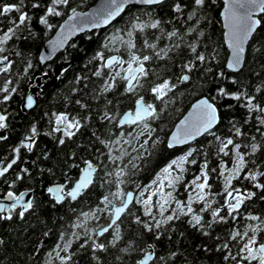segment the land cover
Returning a JSON list of instances; mask_svg holds the SVG:
<instances>
[{
  "label": "snow or ice",
  "instance_id": "6c2138e0",
  "mask_svg": "<svg viewBox=\"0 0 264 264\" xmlns=\"http://www.w3.org/2000/svg\"><path fill=\"white\" fill-rule=\"evenodd\" d=\"M131 3L133 0H103L92 12H78L77 8L70 6L71 0H47L46 4L39 0L30 4H25V0L0 3V77H3L0 80V105H7L12 100L18 93L19 79L34 68L31 59H26L22 74L11 75L16 42L22 38L27 40L29 36L35 39L37 35L31 27L33 16L30 9L43 8L38 24L46 32H53L54 29L57 32L48 41L50 53L40 57L41 62H45L62 49L71 36L86 29L111 24ZM135 3L156 6L164 3V0H135ZM225 4V35L231 50L226 67L237 73L244 66L249 41L264 21V0H225ZM208 6L209 0H173L171 7L175 15L172 21H162L151 12L134 15L124 28L117 29L107 38L93 57L99 63L92 75L100 80V84L90 90V100L104 101V108L96 112V120L103 131L98 129L93 132V141H90L96 153L93 159L83 160L82 167L73 163L72 167L79 169L77 179L69 177L64 184L47 188V192L55 206L66 202H83L85 194L96 188L104 191L95 205L88 206V210L73 209V219L58 232L57 242L46 252L45 264H77L74 260V242H79L78 248L89 247L94 253H108L110 249H115L122 254L117 256L118 260L138 257L133 264H170L178 253L172 251L167 256L160 254L156 251V245L145 244L143 237L148 233L159 241L165 232L175 230L169 226L181 217H187L186 222L204 236L211 235L214 225H228L232 221L224 236L212 237L218 242L215 250L223 253L225 264H264V215L248 211L250 202L254 198L264 200V195L257 197L256 191L236 184L237 181L241 184L247 181L252 189L264 193V169L256 165L254 159L257 153L264 155V81L254 86L251 92L247 87L230 92L218 86L215 95H201L168 138V147L173 148L189 144L201 136L213 137L217 145L216 155L229 158L221 159L218 172V177L224 181L223 192H212L208 160L205 158L199 174L185 185L186 190H191L188 198L180 200L173 196L170 189L174 190L182 180L187 166L197 164L196 147L189 148L185 154L168 163L162 175L153 181L152 191L148 192L147 187L137 192L125 190L139 169L138 161L143 160L149 154V149L160 142L158 125H154L160 120L166 105L174 100L178 86L204 89L209 82L228 79L225 72L215 71V50L208 51L205 44L202 24L207 19L205 10ZM12 13L17 15L12 16ZM58 17L66 18L57 25L53 21ZM174 21L178 23L174 24ZM166 23L173 24L170 30L164 28ZM25 32L28 35H23ZM254 50L259 51L258 48ZM182 51L190 55L175 66L176 73L160 77L155 72L152 65L159 61L167 63ZM14 54L23 55L18 49ZM67 70L65 68L63 71ZM87 79L86 76H78L76 84ZM230 82L238 83L235 77ZM121 83V95L132 101V107L123 113L118 110L117 104H113V100L108 99L109 93H113ZM84 87H87V83ZM144 93L150 94L151 102ZM218 97L238 102L248 114L244 124L237 125L231 121L225 136L214 131L221 122ZM75 103L84 114L53 113L49 120L51 131L43 133L56 136L60 145L72 140L82 128L92 123L91 104L83 99H77ZM33 106L34 99L29 95L25 107L31 109ZM11 115L7 107H0V142L8 139L5 130L10 127ZM247 124L254 130L252 134L244 130ZM41 134L37 125L33 124L18 146L12 147L10 158L0 157V180L6 181L10 172L15 177L8 185L9 189H15L17 181L31 176L28 168L19 167L18 172L15 168L24 163L22 152H32ZM204 155L206 157V153ZM210 171L217 172V169ZM217 195H223L222 204L216 200ZM3 198L12 203H0L2 220L10 221L14 215L23 220L26 213L36 209L34 200L27 198L25 192L17 194L10 190ZM136 204L141 206L142 216H133L130 206ZM194 204L200 207H193ZM205 213L209 214L210 219L205 218ZM129 217L132 218L131 223L138 225L142 231L129 232L126 238L122 226ZM102 219L104 223L101 224ZM241 219L247 221L243 227L238 226ZM3 244L4 241L0 239V245ZM205 251L208 249L205 248ZM38 253L39 248L35 254ZM95 259L99 261V257Z\"/></svg>",
  "mask_w": 264,
  "mask_h": 264
},
{
  "label": "trees",
  "instance_id": "16d2710c",
  "mask_svg": "<svg viewBox=\"0 0 264 264\" xmlns=\"http://www.w3.org/2000/svg\"><path fill=\"white\" fill-rule=\"evenodd\" d=\"M97 0H71V7L77 9H87L93 5ZM16 3L17 0H0V3ZM36 2V0H25V4ZM42 4H46L47 0H39ZM173 0H166L164 3L156 6H141L132 5L128 7L125 12L117 19V21L108 28L95 30L84 33L73 39L67 48L59 53L54 60L47 64H42L38 60L40 50L46 40L53 34V32H46L44 27L38 24V18L43 14V8L30 9V14L33 16L32 30L35 32L36 38L31 36L27 40L21 39L16 42V49H13L12 59L15 60L12 76L22 74L26 59H31L34 68L29 71L27 76H23L18 81V89H28L35 80L39 77H49L55 83L49 86L48 90H53L54 93L50 96L51 101L43 103L44 109L49 107H57L68 109L70 112L81 113L82 110L75 103L77 99H83L91 104L92 123L85 128H82L76 142H69L60 147L56 143L51 145L40 143L37 149L38 156L35 161L29 160L27 168L31 171H36L34 179L36 188L40 190L37 192L36 209L34 212L26 213L25 218L20 220L17 216H13L12 220L0 219V239L4 241L0 245V264H45L47 260L46 252L50 250L57 242L58 232L62 231L65 225L69 224L74 217L73 209L75 207H65V205H54L43 191V184H45L49 177L55 179L61 177L62 174L69 168L73 157L85 160L86 157L93 159L96 148L90 143L93 141L92 133L100 129V125L96 120V112L104 108V101L92 102L90 100V90L94 86L100 84V80L92 75L96 70L98 61L94 60L95 54L101 50V46L106 42L107 38L112 36L117 29H122L125 24L134 16L141 15L146 12H151L162 21H172L174 13L172 11ZM223 6L221 0H209V6L205 10L206 21L202 24L205 31V44L208 51L215 50L216 59L213 62L215 71H223L228 79L222 81L209 82L204 89L194 90L192 87L179 85L176 89L174 100L168 103L165 111L161 114L160 120L155 122L158 125L157 135L160 142L156 143L154 147L149 149V154H146L143 160L138 161L139 169L131 177V181L126 185V191H139L152 183L159 173L168 163L173 159L185 154L189 148L196 147L198 149L197 164L187 166V171L182 174V180L176 185L173 190V196L180 200H186L190 189L186 190L185 185L190 182L193 177L200 172L201 164L206 158L208 160L209 175L211 177L210 184L212 185L213 193L223 192L224 181L218 177V172L221 166V159L228 160V157H218L216 155V143L213 137L202 136L195 142L182 147L169 148L167 146V138L175 123L184 115L190 105L201 95H215V89L218 86L227 88L230 92H235L239 89L247 87L249 92L253 87L264 81V21L253 35L247 49L244 66L240 72L233 73L226 69V61L228 57V49L224 42L223 27L220 19V11ZM29 10V9H26ZM12 13V16H16ZM65 17L54 18V23L59 25ZM178 21H174V24ZM173 24H164V28L170 30ZM23 35H28L27 32ZM259 49L255 51L254 49ZM19 50L23 55L16 56L15 50ZM108 54L107 52L105 53ZM207 54V53H206ZM190 53L182 51L176 54L173 59L167 63L159 61L152 65L155 72L160 77H168L176 73V65L185 60ZM68 69L64 72V69ZM63 72V74H61ZM46 74V75H45ZM178 74V73H177ZM78 76L88 77L87 81H81L79 85L76 84ZM235 77L237 84H232L230 81ZM3 77H0L2 80ZM196 77L194 76V80ZM26 82V83H25ZM203 82V81H199ZM87 83V87L84 84ZM28 84V86H27ZM147 87V85H146ZM73 89H78L74 92ZM123 92V84L121 83L113 93H109L108 99L113 100V104L118 105V110L123 113L132 107V101L129 98L121 95ZM87 94V95H86ZM147 100L151 102L150 94L144 93ZM171 95V94H170ZM217 107L220 110V124L214 131L218 135L225 136L228 134L231 127L230 122L235 121L237 125L244 124L247 119L246 109L240 104L228 98H217ZM158 103V102H157ZM229 105L233 107L229 108ZM22 118V117H21ZM20 119V118H19ZM30 118L26 119L24 123L16 119L17 132H21L27 128ZM112 127V126H109ZM88 128V133H87ZM103 131L102 129H100ZM244 130L252 134L254 130L250 124L244 125ZM259 139V136L257 137ZM9 141L0 142V157L7 158L13 145ZM206 153V157L205 154ZM46 157V158H45ZM256 165L264 169V155L260 153L254 157ZM34 162V163H33ZM252 167V165H250ZM212 168H216L217 172H211ZM264 182V180H262ZM236 184L242 187H248L257 192V197L264 195L257 189H252L247 181H237ZM104 189L96 188L91 190L90 196L92 205H95ZM0 188V196H2ZM216 200L222 204L224 202L223 195H217ZM87 196L83 200L84 207H77V211L83 209L88 210ZM248 211L253 214L264 215V200L254 198L250 202ZM216 205H213L215 207ZM132 207L133 216L141 215L142 208L139 204ZM193 207H200L194 204ZM243 212V209H241ZM205 218L210 219L209 214L205 213ZM129 217L122 230L125 231L127 238L129 232L142 231L138 225L131 223ZM187 217H181L180 220L174 222L169 227H174V231H167L159 241L153 239L151 234L145 233L143 242L145 244H155L156 251L167 256L170 252L176 251L178 255L170 264H225L223 260V253L215 250L218 243L212 237L224 236L225 232L231 226L232 221L228 225L217 224L214 225V231L210 236H204L201 232L192 228L187 222ZM100 223H104L103 219ZM247 221L241 219L238 221V226L243 227ZM98 227V225H97ZM48 233L46 236L45 233ZM183 233V235H181ZM264 235V234H262ZM103 239V238H101ZM79 242L73 243V250L75 251L74 260L77 264H133V260L138 257L125 258L118 260L117 256H121L115 249H110L108 253H94L89 247L78 248ZM39 248V253L35 254ZM205 248L208 251H205ZM99 257V261L95 259Z\"/></svg>",
  "mask_w": 264,
  "mask_h": 264
},
{
  "label": "flooded vegetation",
  "instance_id": "af4514ba",
  "mask_svg": "<svg viewBox=\"0 0 264 264\" xmlns=\"http://www.w3.org/2000/svg\"><path fill=\"white\" fill-rule=\"evenodd\" d=\"M37 80L40 81V87L35 93L36 94V103L34 104V106L31 109H29V108H26L24 106V103L26 101V98L31 93L32 86L36 83ZM48 83H49V85H47ZM53 83H55V81L50 79L49 77H46L45 79H43V77H39L35 80V82L31 86L29 85L28 89H26V90L18 89V93L13 96L12 100L7 102V105H0V107H7L8 112L12 114L10 116V121H9L10 127H9V129L5 130V133L8 136L7 140L9 141V143H11L10 145H13V147L18 146L20 140H22L23 137L28 133L29 128L33 124H36L38 129L42 133L37 138L36 146L32 152L29 153L26 150H24L22 152V157H23L24 163L15 168L16 172L19 171V167H26L27 168V164H29V162L31 160L34 159L33 161H35L36 157L38 156L37 149H38L40 143L41 144L46 143L49 145H51L52 143H56V145L58 147L62 146L58 143V139L56 136H48V135H44L43 133H48L51 131L52 126L49 123V120L52 118L53 113L69 112V113L75 114V112L74 111L70 112L68 109H62V108H57V107H52V106L49 107V109L43 108L44 107L43 103H46V102L48 103L51 101L50 96L54 93V91L48 90L47 88L49 86L53 85ZM27 86H28V84H27ZM43 87H45V88H43ZM28 118H30V120L28 122L27 128L23 129L21 132H17L15 130V128L17 127L15 120L16 119H18V120L22 119V121L19 122V125H18V126H20V123H24L25 120ZM86 131L88 133V128ZM78 137H79V134H77V136L74 137L72 140L66 141L65 144H67L69 142H76ZM7 140H5V141H7ZM2 142H4V141H2ZM7 158H10V153L8 154ZM86 159H90V158L86 157ZM82 161H83V159H80L79 161H78V159H76V160L73 159L69 165V168L62 174L61 177H57L55 179H50V177H49V180L45 184H43V191L52 203H54V201H53V198L48 194L47 188L53 187L57 184H64L65 181L69 177H71L73 180L77 179L78 175H79V169L72 167V165H73V163H77V164H80V166L82 167L83 166ZM29 171L31 173V176H26L23 181H17L15 189H9V187H8V185L10 183H12V181L15 178L13 172H10L7 175L6 181L0 180V188H1V191L3 194L2 196H0V199L1 200L4 199L3 197L8 191L14 190L17 194H19L20 192L27 193V198H31L34 200V202H36L37 192L40 189L34 187L35 181H30V180L34 179V175L36 174V171H31V170H29ZM89 193H91V190ZM89 193L85 194V196H87V200H89V202L87 203V207L89 205H92V200H91V196ZM187 198H188V196H187ZM82 203L83 202H81V201H77V202H73V203H67L66 202L64 204H55V205H65V207L77 208V207H84V205Z\"/></svg>",
  "mask_w": 264,
  "mask_h": 264
},
{
  "label": "water",
  "instance_id": "95a60500",
  "mask_svg": "<svg viewBox=\"0 0 264 264\" xmlns=\"http://www.w3.org/2000/svg\"><path fill=\"white\" fill-rule=\"evenodd\" d=\"M164 1H166V0H164ZM222 1V3H223V6H222V8H221V11H220V19H221V23H222V27H223V36H224V42H225V44H226V47H227V49H228V57H227V61H226V65H227V63H228V60L230 59V55H231V50L229 49V47H228V44H227V42H226V32H227V29L225 28V20H224V11H225V8H226V4H225V0H221ZM103 3V0H97L93 5H91L90 7H88L87 9H84V10H82V9H77V11L78 12H92V11H94L96 8H98L101 4ZM132 5H141V4H137V3H135V0H133V3H131V4H129L127 7H126V9L128 8V7H130V6H132ZM141 6H146V5H141ZM123 14V13H122ZM121 14V15H122ZM66 18V17H65ZM64 18V19H65ZM119 17H117L116 18V20H114L111 24H109V25H107V26H101V27H99V28H93V29H86L85 31H83V32H77L75 35H73V36H71L69 39H68V41L66 42V44H65V46L62 48V49H59L54 55H52V57H51V59H49V60H47V61H45V62H41V60H40V57L42 56V55H48L49 53H50V48H49V45H48V41L50 40V39H52L56 34H57V32H56V30L53 32V34L46 40V42L44 43V45L42 46V48H41V50H40V53H39V55H38V60H39V62L40 63H42V64H47V63H49V62H51L52 60H54L55 58H56V56L59 54V53H61L62 51H64L66 48H67V46L70 44V42L73 40V39H76L78 36H80V35H83L84 33H87V32H92V31H95V30H100V29H103V28H108V27H110L112 24H114L116 21H117V19H118ZM64 19L60 22V24H62L63 23V21H64ZM251 41V40H250ZM250 41H249V43H250ZM249 45V44H248ZM248 45H247V49H248ZM247 53V52H246ZM245 58H246V54H245ZM226 69H227V67H226ZM228 70V69H227ZM228 71H230V70H228ZM47 85H49V83L47 84ZM46 85V86H47ZM39 87H40V81L39 80H37L36 81V83L32 86V88H31V93L29 94V95H31L32 97H33V99H34V104L36 103V91L39 89ZM43 88H45V87H43ZM200 98V97H199ZM199 98H197L191 105H190V107L188 108V110L184 113V115L175 123V125L173 126V128H172V130H171V132L175 129V127H176V125L177 124H179V122L184 118V116H186L187 114H188V112L191 110V108H192V105L193 104H195L196 103V101L199 99ZM26 105V101H25V103H24V106ZM171 132H170V134L168 135V138H169V136L171 135ZM202 137V136H201ZM201 137H198L196 140H198V139H200ZM168 138H167V146H168ZM195 140V141H196ZM195 141H192V142H190L189 144H191V143H193V142H195ZM189 144H184V145H178V146H176V147H182V146H187V145H189ZM174 148V147H173ZM0 203H5V204H10V203H12L11 201H8V200H6V199H0Z\"/></svg>",
  "mask_w": 264,
  "mask_h": 264
},
{
  "label": "rangeland",
  "instance_id": "374dc122",
  "mask_svg": "<svg viewBox=\"0 0 264 264\" xmlns=\"http://www.w3.org/2000/svg\"><path fill=\"white\" fill-rule=\"evenodd\" d=\"M161 175H162V171L159 173V175L156 177V179H155L154 181H156L157 178H158L159 176H161ZM146 187L148 188V192L152 191V190L154 189L153 182L150 183L149 185H147ZM144 188H145V187H144ZM170 190L173 191L172 189H170ZM190 194H191V192H189V194H188L187 196H189ZM145 195H147V192L145 193ZM153 199H155V197H153Z\"/></svg>",
  "mask_w": 264,
  "mask_h": 264
}]
</instances>
